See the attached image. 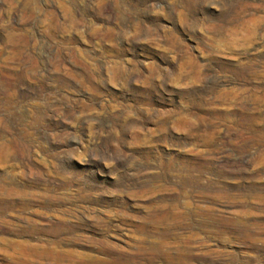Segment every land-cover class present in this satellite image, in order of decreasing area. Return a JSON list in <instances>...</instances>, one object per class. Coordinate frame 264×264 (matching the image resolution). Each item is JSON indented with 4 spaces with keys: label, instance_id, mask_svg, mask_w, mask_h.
<instances>
[{
    "label": "rangeland",
    "instance_id": "1",
    "mask_svg": "<svg viewBox=\"0 0 264 264\" xmlns=\"http://www.w3.org/2000/svg\"><path fill=\"white\" fill-rule=\"evenodd\" d=\"M52 247L264 264V0H0V264Z\"/></svg>",
    "mask_w": 264,
    "mask_h": 264
},
{
    "label": "bare ground",
    "instance_id": "2",
    "mask_svg": "<svg viewBox=\"0 0 264 264\" xmlns=\"http://www.w3.org/2000/svg\"><path fill=\"white\" fill-rule=\"evenodd\" d=\"M99 241H100V238H99ZM22 244H24V243H22ZM100 244H102V246L104 248H107V250H110V251L115 250L114 249L115 247L113 248V246L111 245V243L108 242L105 239L102 240V241H100ZM49 250H50V253L52 255H54L53 256L54 258L59 259L60 257L63 258V256H67L69 258V260H70V262H68V264H90L94 260V256L92 254H79V253L78 254L77 253L75 254L74 252L68 251V250H63V249L62 250H58L56 247H52ZM125 255H126V253H125ZM122 256L124 257V255H122ZM129 257L131 259H128ZM129 257H127L128 261L132 260V256H129ZM149 258H151V257H149Z\"/></svg>",
    "mask_w": 264,
    "mask_h": 264
}]
</instances>
